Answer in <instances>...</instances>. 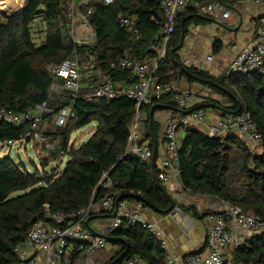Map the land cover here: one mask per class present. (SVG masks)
<instances>
[{
    "label": "trees",
    "instance_id": "1",
    "mask_svg": "<svg viewBox=\"0 0 264 264\" xmlns=\"http://www.w3.org/2000/svg\"><path fill=\"white\" fill-rule=\"evenodd\" d=\"M62 1L26 0L20 13L5 21L0 19V109L18 114L44 101L60 107L69 104L66 95L57 102L50 100L52 80L46 73V67L64 60L73 46L66 37ZM193 1L202 5L205 0H190L187 8L176 16L173 33L164 57L156 65L154 77L160 86L173 85L180 79L189 85L198 83L227 98L228 105L204 98L199 104L180 109L172 94L164 95L141 108L146 116L145 135L151 145L152 141H157L161 126L155 122L154 115L158 111L177 109L180 117L198 109L218 110L221 116L247 113L260 134L259 153H249L246 143L233 132L210 138L195 126L180 127L178 179L184 191L228 202L264 222V71L224 73L214 77L207 71L181 64L176 55L182 48L181 36H186L190 25L209 21L208 16L199 15L192 7ZM219 1L224 3V0ZM92 5L91 25L96 41L93 45L81 46L78 53L96 55L97 66L108 70L115 83L127 86L133 82L130 73L111 70L108 65L117 62L128 48H132L137 57L154 56L147 45L159 41L155 36L163 28L160 0H118L109 6H104L101 0H93ZM119 14L136 17L139 40L132 43L128 33L118 26ZM35 21L38 23L35 26L43 25L44 37L39 45L33 37ZM135 113L134 103L123 97L111 101L77 98L67 125L53 132L58 135L59 147L51 158L55 161L64 151L67 161L63 170H46L47 162L43 161L41 171L35 169L30 173L9 155L0 158V264H17L14 248L25 242L27 232L35 224L47 222L45 211L70 214L98 205L107 194L115 195L118 200L136 201L142 209L160 215L173 211L176 201L156 177V154L149 161L125 154ZM91 123H95V127L87 142L77 148L69 146L70 135ZM25 132L26 125H11L0 118V144L18 140ZM233 167L243 180L242 189L235 194H231L229 176ZM109 172L105 181H110L111 187L98 186L102 175ZM179 207L193 218L199 219L208 213L197 212L193 206ZM93 215L95 218V214H90L82 225L96 234L89 225ZM105 238L108 244L119 248L106 264H112L125 250L127 253L120 264L134 257L145 264H164L165 252L159 241L141 223L123 221ZM231 259L232 264H264V231L235 250Z\"/></svg>",
    "mask_w": 264,
    "mask_h": 264
},
{
    "label": "built area",
    "instance_id": "2",
    "mask_svg": "<svg viewBox=\"0 0 264 264\" xmlns=\"http://www.w3.org/2000/svg\"><path fill=\"white\" fill-rule=\"evenodd\" d=\"M101 1L104 6H109L118 0ZM249 1L255 5L264 4V0ZM92 3L93 0L62 1L61 11L66 26V37L73 46L64 60L46 67V73L52 80L49 97L53 87L57 86L61 90L56 99L50 98V100L57 102L63 98V95H66L69 104L60 107L44 101L33 109H27L18 114H12L1 108L0 118L6 123L15 126L26 125V132L18 140H9L4 145L10 148L25 149L28 143L39 144L47 156L46 148L49 147V143L46 141V135L49 134L51 127L58 130L67 125L72 116L73 102L77 98L87 101L97 99L111 101L123 97L134 103L136 111L130 124L125 154H132L142 161H149L153 159L155 152L147 141L143 129L139 126L138 118L140 115H144L141 108L151 105L167 94H172V99L178 108L187 109L191 106L187 92L176 91L172 84L160 86L154 77L156 65L164 57L165 46L173 33L176 16L187 8L190 0H160L164 22L161 32L155 36V39L162 42L159 46L156 42L147 45V50L151 54L154 53L153 59L150 56L137 57L132 48H128L123 50L117 62L108 65L111 70H123L130 73L129 77L133 82L127 86L118 85L111 80L108 70L97 66L96 55L78 53L81 46L93 45L96 41V32L91 25L94 15ZM191 3L199 15L217 10L221 12L222 19L228 16L221 6L217 5L216 7L214 3L206 5H201L198 1ZM5 18L9 17L0 15V19L3 21ZM116 22L128 33L131 41L134 42L140 38L134 15L119 14ZM212 59L211 56H207L206 63L210 64ZM257 71H264V26L258 30L252 45L235 55L226 67L225 73L248 74ZM190 125L199 128L210 138H220L233 132L252 142L260 140L255 123L245 112L236 115L225 114L209 121L206 111L198 109L178 120L168 121L164 124V143L158 154L156 165L157 180L164 186H171L174 182H179L177 151L182 138L179 128ZM54 149L57 148L52 146L51 150ZM64 159L67 161V156L64 151H61L57 163L60 164ZM107 178V174H103L98 186L110 188L111 182L105 181ZM179 204L180 202L177 201L172 211L176 216L182 214ZM98 206L102 211L111 214V218L107 225L99 232H95L96 234L85 229L82 225L92 214V206L70 214L45 211L47 222L35 224L27 232L25 242L14 248L17 264H37L39 255L44 257V264H91L86 256L103 251L106 248L105 237L118 228L123 221L130 224L141 223L150 231L159 241L160 248L165 252L164 264H227L226 260L232 257L235 250L244 246L248 239L264 231V222L257 216L222 201L216 212L208 211L206 214L205 252L181 255L169 251L168 243L161 231L154 224L143 220L140 203L118 200L115 195L107 194L101 199ZM180 225L186 230L189 221L182 222ZM123 264H141V260L134 257L126 260Z\"/></svg>",
    "mask_w": 264,
    "mask_h": 264
},
{
    "label": "crops",
    "instance_id": "3",
    "mask_svg": "<svg viewBox=\"0 0 264 264\" xmlns=\"http://www.w3.org/2000/svg\"><path fill=\"white\" fill-rule=\"evenodd\" d=\"M211 3H214L216 7L217 5L221 6L223 10L228 13V16L222 19L221 12L217 10L204 12L202 15L208 16L209 21L204 24H193L189 26L186 36L183 37L182 48L176 53V55L181 64L196 67L207 71L214 77H218L226 72V67L239 51L252 45L258 30L264 26V4L255 5L249 0H224V3H220L219 0H205L202 5ZM134 42L132 41V43ZM161 42L162 41H157L156 43L158 45H156L159 46ZM207 56L213 58L210 64L206 63ZM153 58L154 56L151 57V59ZM173 85L176 91H184L188 93L191 105L201 103L204 98L212 99L223 106L228 105L227 98L216 94L198 83H192L189 85L183 79H180ZM206 113L208 114L209 121L221 116V113L218 110L209 109L206 110ZM179 118L180 113L177 109L176 111H158L154 115L155 122L161 126L157 141H152V147L156 154V165L158 154L161 152L164 143V124L168 121L178 120ZM240 138L243 141H247V138L245 137ZM49 139L50 138H48V140ZM147 141L151 143L149 138H147ZM56 142H58V139H56ZM35 145L36 147L33 148L35 156L37 159L38 157H43L45 153L42 151L41 145ZM37 165L38 164H34L35 169L37 168ZM59 171H61V168ZM177 184H179L178 181L174 182L172 185ZM172 185L171 187L170 185L165 186L167 192L173 199L179 200L182 196L172 195ZM221 202L222 200H219L216 202V206H209L206 208V212H216ZM197 211H200V208H197ZM92 214H95L96 216L94 218L93 215V217L89 218V225L90 229L94 232H99L101 228L109 223L111 218V214L108 215L107 213H104L98 205L92 206ZM141 215L143 220L154 224L156 228L161 231L163 237L168 243L169 251L181 255L205 252V240L207 234L206 216L198 219L193 218L189 213L184 212L181 216H176L172 212L168 215H160L150 209H142ZM185 221H189L188 227L191 228L190 230H184L181 227L180 224ZM118 251L119 248L117 246L108 244L106 240V248L103 251L88 255L86 258L91 264H106L112 260L113 255ZM37 264H44L43 256L39 255L37 257ZM141 264L145 263L142 261Z\"/></svg>",
    "mask_w": 264,
    "mask_h": 264
},
{
    "label": "rangeland",
    "instance_id": "4",
    "mask_svg": "<svg viewBox=\"0 0 264 264\" xmlns=\"http://www.w3.org/2000/svg\"><path fill=\"white\" fill-rule=\"evenodd\" d=\"M24 2L25 3L22 5V8L20 10H18V12L16 11L17 13L15 12V14H12L11 16H14V15L21 12V10L26 5V0H24ZM6 19L7 18H5V20ZM35 24L37 25L38 23L35 22L33 24V28H32L33 37H34L35 44L39 45L41 42H43V37H44L43 32H42L43 25L39 24L38 26H35ZM60 91L61 90L59 89V87H57V86L53 87L50 90V98L56 99L57 96L59 95ZM138 121H139L140 128H142L143 132L145 133V116L140 115V117L138 118ZM94 127H95V123H91L89 125L84 126L81 129L73 132L69 137V145L74 146V148H77V147L85 144L87 142V140L90 138L91 133L94 130ZM54 131H56V130H54L53 127H51L48 136L46 135V137H47L46 141L49 143V147L46 148V151H47L46 155L47 156L44 155L43 157H38V159H37V157L35 156V152L33 150V148L36 147L35 143H34V145L32 143H28V145L25 149L10 148L7 145L0 144V158L9 155V157L14 162L22 163L24 165L25 169L30 173L35 170L34 164H38L36 169L38 171H41L40 165L42 164L43 161L47 162L46 170L53 169V168H59V169L61 168V170H63L65 167L66 160L64 159L61 161L60 164H58L57 162L59 161V158L55 159V161H52L53 157L51 158V155L53 154L52 152L55 150V149L51 150L52 146H54L55 148L59 147V139L57 137L58 135L53 133ZM179 134L182 135V131H180ZM48 138H50V139L48 140ZM56 139H58V142H56ZM244 142L247 145L246 147H247L249 153H251V154L255 153L256 154V153H259L261 151L259 142H252L250 140H247ZM37 145H39V144H37ZM229 176H230V186L232 188L231 194L238 193L242 189L243 180H242L241 176L239 175V173L237 172V168L233 167ZM172 186H173L172 195H181L182 196V198L179 199L180 201L178 199H174V200L176 202L179 201L180 202L179 205H183L184 207L193 206L196 211H197V208H200V211H197V212L206 211L207 210L206 208H208L209 206H211V207L216 206L217 205L216 202L219 201L216 198H211V197H207V196L199 195V194L193 195L189 192H186L183 190V188L181 187L180 184L172 185ZM181 213H183L182 210H181ZM190 229H191L190 227L186 228V230H190ZM231 258L226 260L227 264H232Z\"/></svg>",
    "mask_w": 264,
    "mask_h": 264
},
{
    "label": "bare ground",
    "instance_id": "5",
    "mask_svg": "<svg viewBox=\"0 0 264 264\" xmlns=\"http://www.w3.org/2000/svg\"><path fill=\"white\" fill-rule=\"evenodd\" d=\"M24 3V0H0V15L11 17Z\"/></svg>",
    "mask_w": 264,
    "mask_h": 264
},
{
    "label": "water",
    "instance_id": "6",
    "mask_svg": "<svg viewBox=\"0 0 264 264\" xmlns=\"http://www.w3.org/2000/svg\"><path fill=\"white\" fill-rule=\"evenodd\" d=\"M182 43H183V36H181V38H180V45H182ZM109 174H110V172L107 174V177L109 176ZM172 207H173V204L170 206V208H172ZM126 253H127V250H125L122 254H120L118 256V258L112 262V264H120L121 263V260L124 258V256L126 255ZM192 254H196V253H192Z\"/></svg>",
    "mask_w": 264,
    "mask_h": 264
}]
</instances>
